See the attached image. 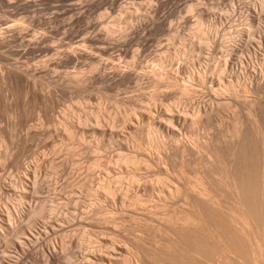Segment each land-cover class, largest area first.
Wrapping results in <instances>:
<instances>
[{
	"label": "bare ground",
	"instance_id": "6f19581e",
	"mask_svg": "<svg viewBox=\"0 0 264 264\" xmlns=\"http://www.w3.org/2000/svg\"><path fill=\"white\" fill-rule=\"evenodd\" d=\"M27 1L28 0L24 2L25 4L23 3L24 5L19 4L21 2L18 1V4L22 6H19L22 8H20L21 10L26 9L31 3L30 1V3L28 2L29 4H27ZM68 1H77L76 3L80 2L83 5L82 7H89L90 10L91 8L99 9L101 8V5L103 6V3H101L100 0ZM3 2L4 0H0L1 8ZM10 2H15L16 4L17 1L15 0ZM108 2L111 3V0H108ZM111 4L113 5V2ZM37 5L38 4H36V8ZM80 5L78 6L81 7ZM31 6L32 3L31 5H29V7ZM76 6L77 5L73 4V2L70 5L71 9L73 8L75 10L76 8H78ZM70 7L68 6L66 10ZM260 7H264V0L261 2ZM155 8L157 9V6ZM17 9L19 8L16 6V10ZM78 9L82 10V8ZM86 9H83L82 11L86 13ZM95 9L93 11H95ZM156 9L153 10L154 12L151 10V12L155 14ZM11 10L13 12V7ZM33 10H35V8L31 10L32 12H30L33 13ZM247 11L250 12L248 13L250 14L249 19L253 23H257L259 26H257L256 30H254L253 32L250 31V35L257 36L256 44L255 41L254 43H251L248 37V41H250L249 44L247 41L245 42L242 40L241 42V38L242 36H244V34L241 32L242 34L240 35L238 31L237 33L239 35L235 37V34H233L231 37H229L231 38L230 42H228L227 45L225 44L226 46L224 49H226V58L221 61V65H217L214 68H212L213 66L211 65H203L200 67L198 66V68L195 67L197 60H199L202 54H207L211 57L212 54L209 53L210 47H212V45H216L217 43L216 38L213 37V25L209 26L208 28L203 26L202 19L205 17H209L210 15L207 11L204 10H200L198 12L200 19L196 22L195 25V40H188L191 43H186V45H184L182 49L177 50L176 53L174 52L175 54L174 56H172V58L174 59L178 56L181 57V55L185 57L186 60H184V62L186 61V65H179L177 70L181 73L180 76H182V74H185L183 78L185 77L187 80L186 76H188V80H191V84L187 82L188 85H182L185 83V79H182V81H180L182 77L177 78L168 70L163 73L165 76L164 79H162L163 77L159 78V74L155 70H144L140 73L136 72L138 70L135 71L134 68L137 69L136 65L141 66V64H138L142 63L139 62L140 60L137 64H133V66L128 65L131 67L127 68L126 66V68H124L118 65H113V67H109L111 70L107 71V63L105 61L106 59L103 61H99L96 59V56L99 53L101 55V53L104 52L107 48L111 49L109 48L110 46H114L119 42L111 37V35L116 32V29H113L110 26V28L106 27L107 29H105L106 35H96L95 33L98 30L97 28L101 27L102 25L98 27L95 26L97 23L95 22V24L93 22L95 25H92L97 28L96 32L93 29H91V32L94 31L95 33H93L96 36H90L85 39L82 38L81 40L85 45H87V48H90L91 51H87L86 49H84L83 47L85 46H83L82 48L75 46L70 50L67 49L68 51L60 50L59 52H55L58 49L56 50L55 48L57 47L54 48L52 46V49L54 48V54L52 53L51 55L53 56L57 53L56 55H58V57L56 56V58L53 56L54 58H56L54 59V61L53 59H51V57L50 59L52 61L50 59H46L45 61L48 60L51 65L53 62L54 67L60 68L65 67V65L69 64L78 69L80 65V59H85L92 63L93 70L91 72L89 71V73L87 74L82 75L79 74V71V73L76 71L69 73L70 78H67L69 79L67 81H64L63 77H61L62 79L58 77V80L54 79L55 81L53 83L55 84V86H58V88L60 87L61 89L66 88L65 90L63 89V92L68 91L69 93L76 94V97L81 87L85 89L87 87H91V84L93 83H101L108 86L109 89H112L110 87H113L115 85L121 86V84L125 83H134V87L137 88V90H142L144 86L143 84L146 83L150 87L152 86L154 90L149 94L141 92V94L138 96L139 99L135 101V103H133L134 106L132 110L129 112V114L125 115V119L123 118V122L125 121L127 123L126 128L132 130L128 132V138L132 141L131 143H133V146H130V143L128 144L130 140L128 141L126 134L124 135L122 134L123 132L121 133V131L119 132L114 131L115 129L113 130L114 122L112 123V119V121L110 120L109 122H104V117L102 123V121H99V117H96L95 123L93 125L89 124V121L93 119L92 114H88L86 119H83V123L76 120H71V118V122L67 121L68 119H66L68 123L70 122V131H65L66 129L64 130V132H69L68 134L70 135L68 136L78 137V135L83 136L84 134L86 135V133H92L103 139H109L116 142L119 150L123 151L124 154L121 155L119 160L116 162L113 161V159L115 158H109L110 156H105L102 159L94 158L95 160L93 162V166H103L108 175H106V180H103V182L98 185L100 190L99 199H97L95 202L93 201L94 203L91 204V206L88 205V207L90 206L89 211L84 213V217H78L79 219L75 214L76 210L79 211L78 207L81 204H79V201H77L79 199L78 197L77 200L71 199L70 201H68L69 205H73V213L69 212V205H63L62 203H60L57 200V197H52L54 195H49L45 198H41L39 196L36 203L35 201L30 200L32 193H34L36 196L37 194L41 195L43 193L44 186H42L41 184L40 177V180L31 181L33 182L31 186V182L28 183L27 181H30L29 179L31 178V176H36H34L35 174L33 175L34 172H32V170H25L24 176L19 181V183H13L9 186L10 188H12V190L17 189L21 193V195H23L24 199L27 198V201L29 198V202L23 201L20 207H16L15 210H13L12 207H6L7 210L0 211V264H62L57 258L59 243L57 242L56 245H52V243H45V239H47L48 236L47 232H51L53 234H58V232L61 233V231L64 230H62L63 223H70L71 226H82V228H85L87 231L100 228L101 230L103 229V231L106 232V234H103L110 236V238H107L104 235L105 237L100 238V240L102 241L99 246L101 245L103 248H105L103 253L101 252L102 250L100 251L98 249L90 250L83 257L82 261H78L77 257L75 256L76 254L72 253V255L66 258L64 264H264V73L262 76L260 75L261 77L259 78L258 72L260 70H258V66L256 68H250L247 64L248 61L251 62L250 59L253 58H251L250 56H247L245 58V54H243V57H239V53L241 54L243 50H247L248 55H251L256 59L258 51H255L252 48V50H249V46L256 45L264 48V25H260L262 23H260V21H264V10H260L259 6H254V9L253 7L251 9L250 7L247 8ZM57 12H59V10ZM75 12H73L72 15H75ZM79 14L80 12L78 13V15ZM14 15L15 13H13V15L11 16L14 17ZM77 17L74 18L77 19ZM85 17L86 16L84 15V18ZM131 17H134V15L130 16V19ZM154 18L155 17H153V19ZM54 19L50 20V22L53 23V21H57V18L55 20ZM69 19L71 20V18ZM89 20L90 19H88L87 21ZM8 21H6L5 25L11 20L9 22ZM87 21L85 22V24L87 23ZM162 21L164 20L162 19ZM42 22L41 24H43ZM48 22H45L43 26L47 24L46 26L48 27L50 24H48ZM77 22L80 23V21ZM158 22L160 23L161 21ZM13 24L12 26L10 25L4 27L3 29L1 28L2 30L0 29V48H8V50H13L14 46H11V48L10 45L14 41L16 42V40L20 38L21 41L24 42V40H22L24 38L23 36L27 37L30 34L24 32L22 33L24 34L22 36L19 29H22L25 26L17 29L16 26L20 25L16 23L15 26ZM88 24L91 25V22ZM87 26L88 25H86V27ZM140 26H142V24ZM140 26H136V24L134 26H130L129 24L128 27L124 29L126 32H128L126 35V40L120 46L126 47L131 42L135 41L139 44L144 41V39H146L143 38L144 33H139ZM31 27L32 26H30V28ZM56 27L54 26L52 28ZM74 27L75 26H73V29ZM86 27L85 31L89 26L87 28ZM250 27L248 29H250ZM26 29L29 28L27 27ZM78 29L77 31H79ZM51 30L53 31V29ZM70 30L71 32L73 31L72 28ZM102 30H100V32ZM30 31L31 30H29V32ZM142 31L143 29L141 30V32ZM149 31L150 29L148 30V32ZM86 32V35H88L89 30ZM151 33L149 32L148 34ZM55 34L58 35L57 32ZM77 34L78 32L76 33V35ZM39 35H42L44 37L46 36L43 34ZM29 36L31 37V35ZM64 36L67 37L68 34ZM74 36H72V38ZM146 36L144 35V37ZM27 38L25 39L27 40ZM44 39L47 40L46 37ZM44 39L43 41L39 39V37L35 39L41 40L39 44L37 43V41L36 45L39 46L40 43L46 42L44 41ZM62 39H59L61 40L60 44H58L60 41L57 43L59 46L64 43V41L62 42ZM77 40L74 43L72 41H69L72 43V45L69 44L68 46L77 44ZM30 41H28L29 46L31 45V43H33V45L35 44L34 42L30 43ZM47 41L50 42V40ZM20 43L21 42H19V44ZM222 43L217 44L221 45ZM19 44L17 46L20 47ZM79 44H81V42ZM44 47L46 48V45ZM50 47L51 46L49 44L48 48L51 49ZM214 47L216 49V46ZM218 47L217 49H220ZM28 49L26 48L25 50L27 51ZM215 49L214 51L217 50ZM33 51L34 50H32V53H35V51ZM164 51H168V49ZM10 52L11 50L9 51V53ZM32 53L30 54L32 55ZM24 54L26 53H22V55ZM2 55L4 57V54ZM100 55L98 58H101ZM128 55L129 54L126 49H120V56L122 58L125 59ZM138 56H141V53H138L136 55V57ZM0 57L1 59H4L2 56ZM258 59L256 60L259 61ZM5 61L7 62L8 67L6 68L4 74H2L1 79L2 81L4 80V83H6L5 79L9 80L12 77L14 79H18V76H22L23 78H25L24 80H26L27 83L31 85V83L29 82L30 79H35L36 77L43 75V69H40L42 68V65H37L38 68L40 66L39 69L34 66L36 69L32 70L31 68L30 70V68L27 69L28 67L26 69H23V67L19 65V62L15 61L17 64H11L8 60ZM45 61H42L44 68H46L44 64H48V62L46 63ZM157 61H159L162 65H164L165 63L163 57L159 58ZM8 63L11 65L9 66ZM17 65H19L21 68H19V66L17 67ZM47 68V72L49 71V69L51 71V68ZM140 69H142V67ZM44 72L46 71L44 70ZM80 75L82 76L80 77ZM2 81L0 82V84L2 83ZM9 81H7L6 84H8ZM4 83H2V85ZM9 83H11V81ZM35 83L37 82L35 81L34 84ZM80 84L83 86L79 87ZM35 89L33 88V90H31L34 92ZM48 94L50 95L49 92ZM144 102L148 103L144 104ZM66 117L64 116V118ZM108 119L106 120L108 121ZM142 124L147 125V130L140 127ZM64 128L67 127L64 126ZM144 129L146 131H143ZM125 130L123 128V131ZM75 138L74 140L76 141ZM145 147L149 148L147 149ZM85 148L88 147L85 146ZM150 149H153L154 152L156 151L157 153L155 152V154L153 152H150ZM82 151H86V149H82ZM88 152L89 151H87L86 154H88ZM8 155L11 156L12 154ZM76 155L77 154L72 156ZM9 156L7 157L8 159ZM88 159L93 160L92 157L91 159ZM14 160H16L15 163H17L18 168H21L22 164L20 158L16 156V159ZM114 165H118L119 167H115ZM91 173L95 174V172ZM93 174H91V176ZM24 179L26 181H24ZM82 179L80 181H82ZM89 180L91 181L93 179L90 178ZM80 181H73L72 184L76 182L75 185L78 186L80 185ZM52 182L54 183V181ZM86 186L87 185H85V187ZM87 189L89 188L87 187ZM93 189L94 190L91 189L90 191L99 192L97 191V189L95 190V187H93ZM77 190L78 188L76 189V191ZM20 193H18L19 198L21 197ZM53 193L55 192L53 191ZM86 195L89 196L88 194ZM81 199L83 200V198ZM83 204L84 203H82L81 205L82 207H84ZM18 205L19 204H17V206ZM7 206L10 205L8 204ZM86 209L88 210V208ZM41 220H45V234L41 229L43 227H39ZM25 221H27V224H24ZM4 225L7 227L6 229L3 227ZM149 226L151 229L149 228ZM135 229H137V232L139 230L141 231V233L146 234L148 231H151L152 234L150 232L149 233L153 235L152 238H154L155 241L158 236L160 238V235H163L161 238L162 241H156L158 242V244H160L156 245L155 243L154 247L150 246L153 248H148L149 245L145 247L144 239L146 238H143L144 236H134L136 238H132L130 236V234H132V231L136 232ZM85 233L82 234L81 238H83L84 236L86 238L87 235ZM93 235L95 237L94 233ZM68 243L69 249L78 248L80 246V241L79 239H77V237L70 238ZM11 246H13L14 249H17L20 253L18 258L13 261L10 260V257L14 256L13 254L15 252L13 251V254L9 253V249H12ZM8 254H12V256L9 257Z\"/></svg>",
	"mask_w": 264,
	"mask_h": 264
},
{
	"label": "rangeland",
	"instance_id": "374dc122",
	"mask_svg": "<svg viewBox=\"0 0 264 264\" xmlns=\"http://www.w3.org/2000/svg\"><path fill=\"white\" fill-rule=\"evenodd\" d=\"M10 1H15V0H8V1L4 0L3 5H1L2 8L0 7V26H1L0 29L1 28L3 29L6 26H10V25L12 26L13 23H15L13 25L16 26V23H17L20 25V26H16L17 29L25 26L22 29L27 31L26 32V31H23L22 29H19L21 31V34L24 32L30 33L29 35H31V37L28 35L27 37H29V38H27L26 36H23L24 34H22V36L24 37L22 40H24V42L21 41V39L19 38L18 40H16V42L15 41L13 42L15 45L13 43L10 45V47L14 46L13 47L14 51L12 49L8 50V48H6V49L0 48V53H1L0 56L3 57L2 54H4V57H3L4 59H1V57H0V80L2 81V79H1L2 74H4L6 68L8 67L7 62L5 60H8L11 64H17L16 62H19V65L21 67H23V69H26L28 67L27 69L30 68V70H31V68H32V70L36 69L35 67H37V69H39L40 66L38 68L37 65H42V68H40V69H43L42 70L43 71V75H42L43 77L38 76L36 78H39V79H36V78L30 79L29 82L31 83V85H29L27 83V81L24 80L25 78H23L22 76H20V77L18 76V79L17 78L14 79L12 77L11 79H9L11 81V83H9L10 82L9 80L5 79L6 83H7V81H9L8 84L4 83V80L2 81V83H4V84L3 85H2V83L0 84V211L7 210L6 207H12V209L15 210L16 207L17 208L20 207V205L23 201L29 202V198L27 201V198L24 199L23 195H21V193L17 189L12 190V188H10V186H9L13 183H17V182L19 183V181L24 176L25 170L27 171V169H28V170H32V172H34L33 175L35 174L34 176H36L37 178L31 176V178L29 179L30 181H27V182L30 183L31 181L41 179L40 180L41 184H42V186H44L43 193L41 195L37 194V196L34 193H32L30 200H33L36 203L39 196L41 198H45V197H48L49 195L50 196L54 195L52 197H55V198L57 197V200L60 203H62L63 205H69L68 201H70L71 199L77 200L79 198L77 201H79V204L81 203L80 206L82 205V203H84L83 204L84 207L79 206L78 207L79 211H77V210L75 211L77 218L78 217L79 218L84 217V213L89 211V209H90L89 207L91 206V204H93L97 199H99L100 190H99L98 185H100L101 182H103V180H106V178H107L106 175H108V173L106 172V170L103 166H97L98 168L93 166L94 160L95 159H102L105 156H107V157L110 156L109 158H112V157L115 158V159H113V158L112 159L114 162H116L119 160L120 156L124 154V152L119 150L116 142L111 141L109 139L108 140L103 139V138H101L95 134H92V133H89V134L86 133V135L84 134L83 136L78 135V137L77 136L72 137V136H68V135H70V134H68L69 132H64V130L66 129L65 131H67V130L70 131L69 130L70 129L69 123L71 122V120H76V121L83 123L82 121H84L86 119L88 114H92L93 119L89 121V124L93 125L95 123L96 117H99L98 118L99 121H102L103 118L105 117V119L103 120L104 122H109L112 119L113 120V121L111 120L112 123L114 122L113 123V126H114L113 130L115 129L114 131H119V132L121 131V133L123 132L122 134H124V135L126 134L127 135L126 137L129 141L130 139L128 138L129 137L128 132L132 131V130H130L129 128L128 129L126 128L127 123L125 121L123 122V120L125 119L124 117L126 114H129V112L132 110V108L134 106L133 103H135V101H137L139 99L138 96L141 94V92L149 94V93L153 92L154 88L152 86L150 87L148 84L144 83L143 84L144 86L142 85L143 89L140 90L138 87L139 90H137V88L134 87L135 86L134 83H130V84L125 83V84H121V86L120 85H115L113 87L111 86L110 88H112V89H109L108 86L103 85L101 83H93V84H91L92 86L89 85L91 87H87L85 89L83 87H81L83 85L80 84L79 87H81L80 88L81 93L79 91L77 93L76 97H75L76 94L69 93L68 91H66V92L64 91L65 92L64 93L63 89L65 90L66 88H62V89L60 87L58 88V86H55V84L53 82L55 80H58L59 78L62 79L61 77H63L64 81L69 80L67 78H70L69 73H71V72H76V71L78 72L79 71L80 72V73L78 72L79 74H82V75L87 74V73H89V71L91 72L93 70L92 69V63L90 61L85 60V59H83L84 61L82 59H80L81 61L79 60V64L81 66L79 65L78 69L72 65H69V64L65 65V67H60L61 69L59 67L58 68L54 67L53 62L51 65V63L48 61L50 59V57H51V59H53V61H54V59H56L58 57V55H56L57 53L55 55H53L54 57L57 56L56 58H54L51 55L54 51V48L57 47L55 49L56 50L58 49V50L55 52H59L60 50L68 51V50L74 48L75 46L80 47V48L85 46V47H83L84 49H86L87 51H91L90 48H87V45H85L81 41L82 38L85 39L87 37L94 36L95 34L96 35L97 34L106 35L105 29H107L110 26L111 28L116 29L115 30L116 32L113 33L111 35V37L114 38L115 40L119 41V42H118V44H116L117 46L116 45L110 46L109 48H111V49L107 48L104 51L105 53L102 52L101 55L99 53L96 56V59L99 61H103L106 59L105 61L107 63V69H106L107 71H110L111 70L110 68H111V66L113 67V65H118V66H121L124 68H126V66H127V68L131 67L128 65L133 66V64L134 65L137 64L138 61L140 60L139 62H142V63H138V64H141V66L136 65L137 69L134 68L135 71L138 70L136 72L140 73L144 70L145 71L155 70L159 74V78L163 77L162 79H164L165 76L163 73L166 70H168L171 74L175 75L177 78L182 77L180 79V81H182V79L183 80L185 79L184 80L185 83L180 82V83H184L182 85H188V83L191 84V80L190 79L188 80V76H186L187 80L185 77L183 78V76H185V74H182V76H180L181 73L177 70L179 65H181V64L186 65V63H185L186 61L184 62V60H186L185 57H183L181 55V57L178 56L174 59V58H172V56H174V54L177 52V50L182 49V47H184V45H186V43L188 44V43H191L189 41H193V39L195 40L194 30H195L196 22L200 19L199 15H198V12L200 10L207 11L208 14L210 15L209 17H205L202 19L203 26L208 28L209 26L213 25V27H214V29H213V35L214 36L213 37L216 38L217 43H222V42L223 43L221 44L222 47L220 44H217V43H216V45H212L213 48L210 47V51H213V52L209 51V53L212 54L211 57L208 56L207 54H202L200 56L199 60H197L198 64L196 63V65H195L196 68H198V66L200 67L203 65H211V66H213L212 68H214L217 65H221L222 64L221 61H223L226 58V56H225V50L226 49H224V48L228 44V42H230L231 38H229V37H231L233 34H235L234 36L236 37L239 34L241 35L243 33L244 36H242V38H244L245 40L241 38V42L243 40L245 42L247 41L249 44L250 41H251V43H254V41H255V44H256L257 36L250 35V31L253 32L254 30H256L258 24L253 23L249 19L250 14H248V13H250V12L247 11V8L251 7V9H252V7H253V9H254V6L255 7L259 6L260 10H264V7H260V4L263 0H115V1L111 0V3L113 2V5L110 2H108V0H104V1L100 0L101 3H103L104 7L101 5V8H99V9L91 8V10L89 7H82L83 5L79 1H78L79 3H76L77 1H75V2L72 1L73 4L77 5L76 7L82 8V10L88 8L85 11L86 13H84L81 9H78L76 7H75L76 10L73 8L71 9L70 5L72 4V2L68 1V0H28L26 3L29 4L31 1V3H32L31 7L35 6L34 8L36 10V11L33 10V13H31L32 12L31 10L34 9V8L29 7V5H31V3L28 5L29 8L27 7L28 9L26 8L24 10H21L22 9L21 5H24L25 4L24 2L26 0L25 1L24 0H22V1L16 0L17 1L16 4H15V2H10ZM18 1L21 3H19ZM106 1H107V3H106ZM33 2H34V4H33ZM18 3L21 5H19ZM35 3L38 4L37 8L39 9V12H38V9L36 8ZM13 5H15V6H13ZM78 5H80L81 7H79ZM248 5H249V7H248ZM16 6L19 9L16 10ZM19 6H21V7H19ZM68 6L70 7L69 9L71 11L69 9L66 10V8ZM156 6H157V9L155 8ZM12 7H13V12L11 10ZM94 9H95V11H93ZM149 9H150V11H149ZM155 9H156V13H155L156 15L151 12V10L153 11ZM58 10H59V12H57ZM15 11H17V12H15ZM22 11H23V13H22ZM8 12L10 14L12 13L11 15H13V13H15L14 17L11 16ZM27 12H28V14H27ZM73 12H75V15H72ZM79 12H80V14L78 15ZM136 13H137V15H136ZM129 14H131V15H129ZM153 14H154V16H153ZM71 15H72V17H71ZM81 15H82V17H81ZM84 15L86 16L85 18H84ZM133 15H134V17H131V19H130V16H133ZM33 16H34V18H33ZM73 16L77 17V19L74 18ZM147 16L148 17L150 16V17L148 18ZM153 17H155L154 19H156V20H154ZM158 17H160V18H158ZM30 18H32V19H30ZM54 18L55 19L57 18V21ZM69 18H71V20ZM157 18H158V20H157ZM49 19L50 20L54 19L55 21H53V23H52V22H50ZM88 19H90V20L87 21ZM152 19L155 22L156 21L157 22L161 21V22L155 23L152 21ZM162 19L165 22L162 21ZM3 20H5V21H3ZM8 20L9 21L11 20V21L9 22ZM32 20L34 23L32 22ZM6 21L9 22V23H7L8 25L7 24L5 25ZM37 21H39V22H37ZM44 21L45 22L49 21L48 24L49 23L50 24L52 23V24L51 25L49 24L50 27L49 26L47 27L46 26L47 24H46L45 25L46 27H45V26H43L45 24ZM77 21H80L81 25ZM86 21H87V23L85 24ZM24 22L26 23V25ZM41 22L43 24H41ZM90 22H91V25L88 24ZM93 22L94 23L96 22L97 24L95 23L96 24L95 25ZM99 22H101V23H99ZM261 22L263 23L264 21H260V23ZM30 23H32V24H30ZM74 23L75 24L77 23L76 24L77 26ZM132 23L134 25L136 24V26H140L142 24V26H140V28L141 27L142 28L141 29L139 28V31H140L139 33H141V34L144 33L143 38H146V39H144V41L139 43L140 45L134 41V42H131L130 44H128L126 47H122L120 45L122 43H124V41L126 40V35L128 33L124 29L126 27H128L129 24H130V26H134ZM262 23L260 25L263 26L264 23L263 24ZM92 24H94L95 26H98V27L101 25L102 26L97 28ZM98 24H100V25H98ZM71 25H72V27H71ZM82 25L84 26V28ZM86 25H88L89 27L88 26L87 27L90 29H88L86 27ZM15 26H13V27H15ZM30 26H32V27L30 28ZM54 26L55 27L57 26V27L52 28ZM73 26H75L74 29H73ZM151 26H152V28H151ZM27 27L29 29H26ZM85 27L89 30L88 35H86V33H87L86 31H88V30L86 29V31H85ZM117 27H118V29H117ZM119 27H120V29H119ZM249 27H250V29H248ZM71 28L73 30L72 32L70 30ZM78 28H81V29H78ZM96 28L98 29L97 32H96ZM51 29H53V31ZM77 29L79 31H77ZM91 29L95 30L96 33L93 30L92 31L95 34L93 32H91ZM142 29H143V31L145 30L146 32L145 31L141 32ZM149 29H150L149 32L150 33L152 32L151 34H148ZM29 30H31V31L29 32ZM74 30H76L78 32L77 35H76L77 32ZM100 30H102L101 31L102 33L100 32ZM56 32L58 35L55 34ZM64 32L66 34H68L67 37L64 36V35H66ZM83 32H85V33H83ZM119 32H121V33H119ZM232 32H234V33H232ZM247 32H248V34H247ZM145 33L147 34V36ZM34 34H35V37H34ZM39 34L46 35L45 37L47 38V40H50V42L45 40L44 39L45 37L42 35H39ZM73 34L76 36H74ZM144 35L146 37H144ZM192 35L194 38L192 37ZM37 36L42 41L44 39V41H46L48 43L47 44L46 42H43L46 45V48L44 47L45 45L43 43H40L39 46L36 45L37 41H38L37 42L38 44H39V42H41V40H35L38 38ZM40 36H41V38H40ZM72 36H74V37L72 38ZM247 37L249 38L250 41H248ZM25 38H27L28 41L31 40L30 43L31 42L35 43L34 45H33V43H31L30 46L32 48L29 46V42ZM60 38L61 39L63 38L62 42L64 41V43H62L59 46L58 44L61 43V40H59ZM64 38H66V39H64ZM226 38H228L229 40ZM76 40L78 41V43L76 42L77 44H73V46H71L72 43L69 41H72L74 43ZM146 41H147V43H146ZM19 42H21V43L19 44ZM80 42H81V44H79ZM18 44L20 45V47L21 46L22 47L20 48L19 46H17ZM21 44H23V45H21ZM24 44H26V45H24ZM49 44L51 46L50 47L51 49L48 48ZM69 44H71V45L68 46ZM26 46H28L29 49ZM33 46L37 47V48H34ZM52 46L54 47L53 49H52ZM62 46L64 47V49ZM214 46H216V49L219 46L218 48H220V49L216 50ZM252 46H249V50L252 48L255 51H258V54H257L258 57L256 56V59L259 58L258 60L260 61L261 58L263 57L260 62L257 61L255 59V57L248 55L247 50H243L241 52V54L239 53V57L240 56L243 57L244 56L243 54H245V56H244L245 58L247 56H250L251 58H253V59H250L251 62L248 61L247 64L249 65L250 68H253V67L256 68L258 66L259 69L258 68L257 69L260 70L258 72L259 78H260L264 73V69H263L264 68V66H263L264 65V63H263V61H264L263 60L264 59V55H263L264 54V48L260 47V46H256V45H252ZM39 47L41 48V51H40ZM42 47H44L45 49ZM120 47H122V48H120ZM26 48L28 49L27 51L25 50ZM119 48L123 49V50L126 49L128 51L129 55L127 56V58L124 59L120 56V49ZM255 48H257V49H255ZM30 49L34 50L35 53H32V50H30ZM37 49H39V50H37ZM137 49H138V51H137ZM161 49H163V50H161ZM166 49H168L169 52L164 51ZM214 49L216 51H214ZM258 49H260V50H258ZM10 50H11V52L9 53ZM21 50H24V51H21ZM36 50H37L38 54L36 53ZM2 51H3V53H2ZM39 51H40V53H39ZM47 51H48V53H47ZM137 52L139 54L141 53V56L136 57V55L138 54ZM215 52H216V54H215ZM22 53H26V54L22 55ZM30 53H32V55ZM130 54H132V55H130ZM17 55H19V56H17ZM20 55H22V56H20ZM99 55L101 58H98ZM5 56H7L8 58ZM161 57H163L165 60L164 65L160 64V62L157 61ZM46 59H48V60L45 61ZM42 61L43 62L45 61L46 63L48 62V64L51 65L50 66L48 64L47 65L44 64L46 68L47 67L51 68V71L49 68H47V69H49L50 72L49 71L47 72L46 68H44ZM208 61H209V63H208ZM23 63H25L26 65ZM261 63H263V64H261ZM11 64H9V66ZM251 64H252V66H251ZM19 65H17V67ZM20 66H19V68H21ZM52 67H54V68H52ZM141 67L143 70L140 69ZM55 68H57V69H55ZM261 68L263 69V71ZM74 69H76V70H74ZM44 70L46 72H44ZM47 73H49V74H47ZM82 75H80V77ZM32 80L34 82L35 81L37 82V83H35L36 85L34 84V82ZM32 82H33V85H32ZM28 86H29V88H28ZM31 86L32 87L34 86L33 88L34 89L36 88L35 89L36 91L34 90V92H33L32 91L33 88ZM30 87L32 90L30 89ZM87 89H90V90H87ZM45 92L47 94L49 92L50 95L48 94V96H47V94ZM43 93H45L46 96ZM41 95L42 96L44 95L46 98L44 96L42 97ZM146 103H148V102H144V104H146ZM61 115H63V116H61ZM66 115H67V117H66ZM68 115H69V117H68ZM95 115H97V116H95ZM64 116L66 118H64ZM101 116H102V119H101ZM72 117H74V118L76 117L78 119H76V118L74 119ZM70 118H71V120H70ZM108 118H110V119H108ZM66 119H68L67 121H70V122L68 123L66 121ZM106 119H108V121ZM103 121H102V123H103ZM144 125H145V127H144ZM64 126L67 127L68 129L64 128ZM140 127L142 129L143 128L146 129L147 125L142 124ZM123 128H124V130L125 129L126 130L123 131ZM145 129L143 131L147 130V129L146 130ZM75 137H77V138H75ZM71 138H73V139H71ZM74 138L76 139V141L74 140ZM131 142L132 141L130 140V142H128V144L130 143L129 145L133 146V143H131ZM73 143H75V144H73ZM85 146H87L89 149L85 148ZM72 148H75V149H72ZM84 148L86 149V151H82V149L85 150ZM145 148L148 149L149 147H145ZM152 150L150 149V152H153V153L156 152V151L154 152V150L153 151ZM87 151H89L88 154H86ZM84 153H85V155H84ZM8 154H12L11 155L12 157L9 156ZM75 154H77L78 156L77 155L72 156ZM117 154H118V156H117ZM7 155L9 156V159L7 158L8 157ZM14 156H15V158H14ZM16 156H18V158H20V161L22 164L21 168H18L17 163H15L16 160H14V159H16ZM116 156H117V158H116ZM91 157L93 160L88 159V158L91 159ZM73 159H75V160H73ZM114 166L119 167L118 165H114ZM91 172H95V174H93ZM87 173H89V174H87ZM90 173L93 174L94 176L92 175L93 176L92 177ZM86 175H87V177H86ZM88 175H90L91 177ZM32 177H33V180H32ZM39 177H40V179H39ZM53 178H54V180H53ZM88 178L89 179L91 178L93 180L90 181ZM81 179H82V181H80ZM24 181H26V180L24 179ZM52 181H54V183ZM73 181H76V182L80 181L81 186L80 185L76 186L75 185L76 182L72 184ZM85 182L86 183L89 182V183L86 184ZM91 182H93V183H91ZM32 183L33 182L30 183L31 186H32ZM85 185H87V186L85 187ZM91 185L93 187H95V190L97 189V191H99V192L90 191L91 189L94 190ZM73 186H76V187H73ZM82 186H84V187H82ZM89 186H91V187H89ZM87 187L89 189H87ZM75 188L76 189L78 188V190H77L78 192L76 191ZM53 191L55 193H53ZM84 191H87V192H84ZM18 193H20V196H21L20 198L21 199L23 198L22 200L19 198ZM72 194H74V195H72ZM86 194H88L89 196H87ZM34 197L36 200L34 199ZM81 198H83V200ZM88 199H90L92 201H90ZM20 200H21V202H20ZM8 204L10 206H7ZM17 204H19V205L17 206ZM88 205H90V206L88 207ZM14 206H15V208H14ZM72 208H73V205L68 206L70 213H73ZM86 208H88V210ZM83 211H85V212H83ZM25 223L27 224V221H25L24 224ZM44 223H45V220H41L39 227H43L41 229L45 234L46 231H44ZM68 224H70V223H66V224L63 223L62 224V230L63 229L64 230L61 231V233L58 232V234H53L51 232H47L48 236H47V239H45V243H52V245L53 244L56 245L57 242L59 243L58 251H57V258H58V260H60V263L64 264V261L66 260V258H68L70 255H72V253L76 254L75 256L77 257L78 261H82L83 257L90 250L98 249L100 251L102 250L101 251L102 253L104 252L105 248H103L101 245L99 246V244H101V241H102V240H100V238H103L105 236L107 238H110V236L105 235L106 232L103 231V229L101 230L100 228H97L95 230L87 231L85 228H82V226H80V227L79 226H71V224L70 225H68ZM3 227L5 229L7 228L5 225ZM149 228H150V226H149ZM96 230H99V231H96ZM135 230H136V232L132 231L133 236H132V234H130V236L132 238H136L138 236L139 237L144 236L143 238H146V239H144L145 247H147L148 245H149L148 248L150 246L154 247L155 243H156V245L160 244V243L158 244V242H156V241H159V242L162 241L161 238L163 235L162 236L160 235V238L158 236L156 238V241H155L154 238H152L153 235H151L152 234L151 231H148L147 232L148 235H147L146 233H141V231H139V230L137 232V229H135ZM100 231H101V234H100ZM84 233L87 235L86 238H85V236L83 238H81L82 234H84ZM93 233L95 234V237H94ZM103 233H105V234H103ZM97 234H98V236H97ZM134 236H136V237H134ZM148 236H150V237H148ZM73 237H77V239H79L80 246L78 248L69 249V243L68 242H69L70 238H73ZM146 240H147V243H146ZM150 244H152V245H150ZM11 247H12V249L11 248L9 249V251H10L9 253L13 254L15 252L13 254L15 257L12 256V254L11 255L8 254V255H9V257L10 256L13 257V258L10 257V260L13 261L16 258H18L20 253L18 252L17 249H14L13 246H11ZM153 247H150V248H153ZM16 252H17V254H16Z\"/></svg>",
	"mask_w": 264,
	"mask_h": 264
}]
</instances>
